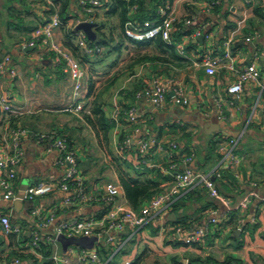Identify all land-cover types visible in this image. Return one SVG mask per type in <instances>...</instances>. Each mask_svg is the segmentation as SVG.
I'll use <instances>...</instances> for the list:
<instances>
[{
	"label": "crops",
	"instance_id": "1",
	"mask_svg": "<svg viewBox=\"0 0 264 264\" xmlns=\"http://www.w3.org/2000/svg\"><path fill=\"white\" fill-rule=\"evenodd\" d=\"M215 4L218 8H213ZM258 5L264 6V0H145L152 22L163 17V10L173 12L181 20L172 29L169 44L174 51L130 40L123 35L117 15L109 16L103 7L96 8L97 23H105L103 33L107 35L109 26L117 30L110 31L114 36L108 55L111 62L107 65L113 68L112 72L103 84L96 85L95 92L117 71L125 72L105 94L102 108L107 118L116 121L110 134L111 144H107L100 141L86 111L65 110L79 101L73 95L74 81L65 64L59 63L54 52L41 42L35 47H24L34 29L57 14L51 15L40 0H0V61L10 58L0 72V92L6 93L11 105L21 111L7 113L0 106V134L3 136L9 127L16 126L33 131L23 136L20 143L23 159L17 169L19 190L23 192L38 183L55 184L62 179L68 166L59 161L61 152L51 148L54 138L62 136L76 151L86 193L98 197L95 202L72 201L74 188H69L55 189L33 199L1 200L0 212L9 215L19 232H0V264H55L54 256L61 260L67 257L70 264H264V18L255 12ZM68 11L71 20L60 22L53 38L71 49L76 41L66 35V30L75 29L76 21L88 16L80 0H70ZM243 19L240 33L227 46L231 32ZM201 34H205L203 42L198 40ZM249 35L255 36L252 41L245 40ZM79 53L86 55L81 49ZM73 54L86 70L82 100L89 108L95 98V94L88 95L90 79H96L93 73L105 61L87 68L77 57L78 52ZM144 55L162 59L136 63ZM97 56L86 55L95 61ZM205 57L220 59L214 75H209L203 66ZM252 63L260 72L258 80H247L242 93L231 94L228 86ZM156 80L167 89L166 103L160 109H152L145 98L132 99L126 93L141 85L150 86ZM178 86L187 96L185 104L171 98ZM126 105L135 107L136 122L128 121ZM116 108L119 114L114 118ZM42 133L50 135L41 141ZM122 134L130 140L125 146L119 141ZM142 139L149 143L145 157L139 151ZM231 139L238 140L234 152L240 162L214 180L219 196L212 197L198 175L219 164L221 147ZM172 143L177 147L173 148ZM186 157L192 160L185 164ZM186 169L191 170L193 182L182 186L173 196L172 205L147 225L125 226L107 233L102 232L101 225L96 226L99 241L93 249L98 261L79 262L78 255L84 248L71 245L64 252L59 241L48 242L56 236V227L62 222H100L116 205L139 211L157 192L174 185L171 170L184 173ZM121 175L140 180L153 178L159 182L160 190L134 209ZM109 183L120 188L114 203L106 199ZM35 210L44 216L51 213L54 220L43 226ZM211 218L218 222L209 225L203 242L185 243L193 230L205 226ZM32 230L40 233L41 242L50 244L51 256L45 257L40 250L34 252L29 240ZM110 236L114 238L112 242L108 241Z\"/></svg>",
	"mask_w": 264,
	"mask_h": 264
},
{
	"label": "built area",
	"instance_id": "2",
	"mask_svg": "<svg viewBox=\"0 0 264 264\" xmlns=\"http://www.w3.org/2000/svg\"><path fill=\"white\" fill-rule=\"evenodd\" d=\"M246 3H250L251 0H243ZM104 0H80V4L88 14H92L94 10L101 6ZM163 20L161 22H152L146 20L141 24H131L126 27L125 35L130 40L136 42H142L150 39L161 37V39L167 43L171 42L172 29L181 20L174 15L173 12L167 10L161 11ZM82 21H93L92 17H87L84 20H77L76 25ZM190 20H186V23H190ZM244 19L239 21L238 26L231 32L226 44L229 46L235 35L240 33ZM60 25V19L57 15L53 16L52 20L35 28L32 32V37L25 44L24 47H35L39 42L43 43L46 48L54 52L56 59L59 63L65 64L66 72L72 77L74 83L73 95L76 100H79L73 108H66L67 111H82L85 110V105L82 98L85 91L84 79L86 77V70L82 66L80 60L75 57L73 52L60 42L54 40V29ZM77 31V30H76ZM209 37V35L207 36ZM255 36L249 35L245 37L246 41H252ZM75 41L77 46L86 55H98L103 53L104 48L99 46H92L89 43L87 35L83 31H77L75 33ZM10 60L6 57L0 61V72L5 68L6 63ZM220 63L219 58L205 57L202 64L209 75H214L217 71V66ZM231 68L233 66L230 65ZM260 72L255 63L248 65L238 76L237 80L232 82L228 86V91L231 94H240L244 90V84L247 80H258ZM136 98H145L154 110L162 108L167 99V89L158 80L154 81L150 86L140 89L136 93ZM172 100L179 104L187 103V96L184 89L178 86L174 89L171 96ZM0 106L4 112L19 114L21 111L13 107L10 103L9 96L6 93L0 92ZM88 112H90L88 110ZM119 109L116 108L114 112V118H117ZM138 115L135 107H131L128 110L127 119L129 122L134 123L137 121ZM33 131L21 127H9L5 134L0 138V201L1 200H18L22 197L19 196L21 189L18 186V166L23 159V150L21 148V139L27 134H32ZM50 134L42 133L39 135L40 140L44 141ZM129 139L127 143H129ZM173 148L177 147L176 143L171 144ZM238 145V140L231 139L228 144H223L221 147L222 158L219 164L212 170L198 175V180L202 183L210 192L212 197L219 196V190L215 185V179L221 178L223 172L228 169H232L240 162V158L235 154L234 150ZM51 148H57L61 152L60 162L68 166L65 175L62 179L55 183H38L33 186H29L23 190V199H33L35 197L43 196L53 192L55 189L69 190L74 188V197L72 201H84L95 202L98 197L87 194L83 179L78 172V159L76 151L70 147L69 142L65 137L56 136L51 143ZM149 149V143L147 140L142 139L139 141V151L143 157L147 155ZM191 157H186L185 164L191 161ZM174 165L171 166V169ZM171 175L174 178V185L169 190H161L152 198V200L142 207L139 211L124 209L121 206H114L105 214V219L102 221L93 220H72L60 223L56 227V236L49 238L48 242L52 243L57 240L59 234L65 236H92L95 235V228L97 225L102 226V232H106L110 229L122 230L125 226H131L134 228L143 227L150 223L155 218H158L165 208L172 205L173 196L180 192V188L194 180L193 174L190 169H186L184 173L171 170ZM108 195L106 199L114 203V199L120 193V188L113 183L107 185ZM70 200V199H67ZM246 206V203H244ZM35 214L40 219V223L44 226L50 224L54 217L51 213L47 215L41 214L39 210H35ZM218 220L211 218L207 224L203 227H198L193 230L185 239V243L192 244L197 242H203L208 235V227L210 224H216ZM13 233L19 232L11 221V218L7 214L0 212V232ZM180 232V229H178ZM101 234V233H100ZM31 247L34 252H39L41 247V236L37 230L30 231ZM114 238L108 237V241L112 242ZM39 255V254H37ZM55 264H70L69 258L61 260L58 256L53 257ZM87 260L98 261L99 256L94 249H83L78 255L79 262H86ZM19 261L16 260V263ZM126 264H130L127 262ZM225 264V263H219Z\"/></svg>",
	"mask_w": 264,
	"mask_h": 264
},
{
	"label": "trees",
	"instance_id": "3",
	"mask_svg": "<svg viewBox=\"0 0 264 264\" xmlns=\"http://www.w3.org/2000/svg\"><path fill=\"white\" fill-rule=\"evenodd\" d=\"M40 1L46 5L47 11L51 15L52 14L58 15L61 23L66 24L68 21L71 20L72 16H70L69 11H68L69 6H70V0H50V1L40 0ZM99 7H103V9L105 10V14L109 16L117 15L119 17V26L123 30L124 36H126L125 35L126 27L130 25V23L131 24H141L146 20L151 21L153 19L152 17H149L148 15L149 13L147 12V9L145 7V0H104V3ZM213 8H218V7L215 4ZM84 12L86 13L85 10ZM255 12L257 16L264 18V6H259V5L256 6ZM96 13L97 12L95 9L94 12L92 14H88V16L92 17L97 22L98 18L96 16ZM162 20H163V17H161V19H158L157 22H161ZM45 23H47V21ZM98 24L99 25L96 28L97 38L95 41L89 40V43L92 46H99L103 48L110 46V41H108L106 34L103 33L102 31V29L105 26V23L99 21ZM76 32L77 31L74 28H69L66 30V35H68V37L72 39H75ZM186 33H189V32H186ZM113 36L114 35L112 34V37ZM142 43L144 44L152 43L165 50L174 51V46L163 41L161 37L142 41ZM70 50L71 51L73 50V52L76 54L78 52L77 57H79L80 59L82 58V56H84L83 54L79 53L80 48L77 46V44L75 46H72ZM87 56H90V55H87ZM160 59H162V57L160 56L144 55L141 58H138L136 63L148 61V60H160ZM134 63L130 64V67H132ZM124 74L125 72H123V70L117 71L113 76H111L105 82V84L97 92H95L96 82L92 78L90 79L89 86H88V95L91 96L95 94V98L92 102L91 107L89 108L85 107V110L83 111H86L88 113L86 117L88 121L94 126V129L96 130L97 136L100 138V141L101 142L105 141L107 142V144H111L110 134L112 133V129L115 127L116 121L110 120L109 118H107L102 108L105 102L104 98H105V94L110 92V89L115 86L117 81ZM142 86L143 85H141V87H136L133 90H126V93L130 96V98L133 99V97H136V93L140 89H143ZM124 108H127L128 110L130 109V107L128 108V105H126ZM88 110L90 112H88ZM0 115H1V110H0ZM0 137H2L1 134H0ZM119 141L124 146L128 144L127 138H124L123 134L120 137ZM151 171H154V170H151ZM121 176H122L121 178H122V184H123L125 194L127 196V199L130 205L134 209L140 208L145 199H150L157 191L160 190L159 182L154 180L153 178L140 180V179L132 178L129 176H124V175H121ZM29 238H30L29 240L31 241L30 235H29ZM40 245L41 247L39 250L41 251V254H43L45 257H49L52 255V248L49 243L40 242ZM137 263L138 262L134 264H137ZM224 263L227 264L226 262Z\"/></svg>",
	"mask_w": 264,
	"mask_h": 264
},
{
	"label": "water",
	"instance_id": "4",
	"mask_svg": "<svg viewBox=\"0 0 264 264\" xmlns=\"http://www.w3.org/2000/svg\"><path fill=\"white\" fill-rule=\"evenodd\" d=\"M97 26H98L97 22L82 21V22H79L75 26V30L83 31L87 35L89 40L95 41L97 38V32H96L95 28ZM204 37H205V34H201L198 37V40L200 42H203ZM19 196L23 198L24 193L21 192L19 194ZM18 200H20V199H18ZM57 241H59L62 244L64 252H67L71 245L79 246V247H82L84 249L90 250V249L94 248L95 242L99 241V237L96 235H92V236H65L64 234H59L57 236Z\"/></svg>",
	"mask_w": 264,
	"mask_h": 264
},
{
	"label": "rangeland",
	"instance_id": "5",
	"mask_svg": "<svg viewBox=\"0 0 264 264\" xmlns=\"http://www.w3.org/2000/svg\"><path fill=\"white\" fill-rule=\"evenodd\" d=\"M115 23H113L114 25ZM115 26V25H114ZM106 27L108 28L107 24H106ZM109 29L110 31H114V30H117V27H111L109 26ZM110 31H106L107 32V39L108 41H110L112 39V35H111V32ZM111 52V49H110V46H107L104 48L103 50V53L99 54L97 57L98 58V61L92 59V58H87L86 56H82L81 60L84 62V64H86L88 67L87 68H91L93 66V64H97L98 62H104L105 61V64H102L101 68L98 69V71H95L93 74L96 76L94 78H92L95 82H96V85L99 83L100 85L104 83V81L106 80V78L108 77V75L112 72V69L109 65V62H111V59L108 57L109 53ZM101 59V60H100ZM91 70V69H90ZM89 73V72H88ZM90 74V73H89ZM91 75V74H90ZM97 80V81H96Z\"/></svg>",
	"mask_w": 264,
	"mask_h": 264
}]
</instances>
